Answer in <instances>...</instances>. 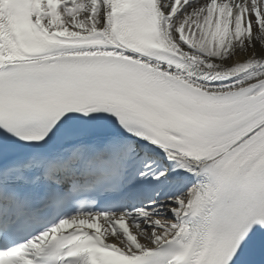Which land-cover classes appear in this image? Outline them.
<instances>
[{
  "label": "snow or ice",
  "instance_id": "obj_1",
  "mask_svg": "<svg viewBox=\"0 0 264 264\" xmlns=\"http://www.w3.org/2000/svg\"><path fill=\"white\" fill-rule=\"evenodd\" d=\"M0 264H264V0H0Z\"/></svg>",
  "mask_w": 264,
  "mask_h": 264
}]
</instances>
